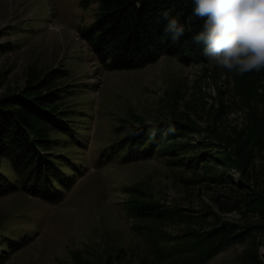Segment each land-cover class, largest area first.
Instances as JSON below:
<instances>
[{
	"label": "rangeland",
	"instance_id": "obj_1",
	"mask_svg": "<svg viewBox=\"0 0 264 264\" xmlns=\"http://www.w3.org/2000/svg\"><path fill=\"white\" fill-rule=\"evenodd\" d=\"M98 14L99 0H0V97H58L39 126L49 167L0 155V264L264 262L249 196H264V70L166 53L113 69L88 41ZM224 223L251 236L213 255Z\"/></svg>",
	"mask_w": 264,
	"mask_h": 264
},
{
	"label": "trees",
	"instance_id": "obj_2",
	"mask_svg": "<svg viewBox=\"0 0 264 264\" xmlns=\"http://www.w3.org/2000/svg\"><path fill=\"white\" fill-rule=\"evenodd\" d=\"M194 7L192 0H99V14L88 41L97 56L110 61V66L117 70L150 63L165 53L178 56L184 63H207L203 46L192 39L203 24L193 15ZM170 18L185 26V34L175 43L165 32ZM57 101V95L51 92L40 95L18 92L0 97V155L10 156L23 165H34L39 171L49 167L48 157L39 154L40 149L47 151L49 147L44 129L39 126L58 122ZM249 196L264 217V196L259 193ZM129 211L140 218H161L162 214L155 204L135 205ZM250 236L249 230L224 223L210 232L209 239L216 244L209 251L215 255Z\"/></svg>",
	"mask_w": 264,
	"mask_h": 264
},
{
	"label": "clouds",
	"instance_id": "obj_3",
	"mask_svg": "<svg viewBox=\"0 0 264 264\" xmlns=\"http://www.w3.org/2000/svg\"><path fill=\"white\" fill-rule=\"evenodd\" d=\"M192 2L193 15L203 21L201 30L192 39L203 46L209 67L241 76L264 70V0ZM165 32L175 43L185 34V26L170 18Z\"/></svg>",
	"mask_w": 264,
	"mask_h": 264
}]
</instances>
